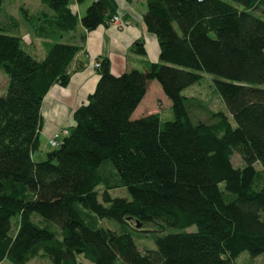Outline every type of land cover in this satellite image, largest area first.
Returning <instances> with one entry per match:
<instances>
[{
    "label": "trees",
    "instance_id": "obj_1",
    "mask_svg": "<svg viewBox=\"0 0 264 264\" xmlns=\"http://www.w3.org/2000/svg\"><path fill=\"white\" fill-rule=\"evenodd\" d=\"M40 1L48 9L23 19L43 39L42 57L0 24V262L25 264L38 249L50 264H82L78 255L92 264H235L242 251L264 252V0H145L158 59L113 74L97 58L93 91L35 161L43 96L83 66L82 44L61 38L107 25L116 9L93 0L78 17L69 4L84 0ZM130 49L144 54L142 40ZM203 73L225 107L211 122L194 121L182 94ZM152 79L170 101L173 118L163 122L156 112L131 117ZM154 224L181 230L139 249L128 229Z\"/></svg>",
    "mask_w": 264,
    "mask_h": 264
},
{
    "label": "crops",
    "instance_id": "obj_2",
    "mask_svg": "<svg viewBox=\"0 0 264 264\" xmlns=\"http://www.w3.org/2000/svg\"><path fill=\"white\" fill-rule=\"evenodd\" d=\"M91 1L93 0H84L82 2L73 1L69 4V7L79 17L84 13L85 8ZM114 1L116 3L115 14L126 22L125 25L116 26L113 23H108L107 25L100 24L94 29L85 32L83 27L78 26L77 37L74 35L76 32H74L75 29L70 31L74 36L68 38V42L82 44V49L78 52L77 56L83 61V66L70 74L66 85L61 86L53 83L43 96L40 105V114L43 122L45 120L49 122L40 128L39 133L43 131L46 140L56 129L66 127L67 124H64L66 119L71 118L74 109L85 102L88 94L93 91L98 79L96 68L92 65L95 59L107 57L110 71L113 74H119L130 68L139 69L146 63L158 59L159 47L156 37L153 33L146 30L142 18L146 7L145 0ZM9 18L10 22L6 26L3 25L9 32L17 35L18 33L23 35L24 31L28 33L24 27V24L28 25L25 19H23L22 23H19L11 15H9ZM29 30L31 34L28 39L26 41L22 39L24 45L30 44L35 48L33 54L37 57H42L44 54L43 39L36 37L31 28ZM82 33L84 37L81 42L80 35ZM138 39L142 40L144 54L136 53L130 49L132 43ZM147 89L137 106L143 102ZM133 112L131 117H138L133 116ZM0 264L11 263L7 260H2Z\"/></svg>",
    "mask_w": 264,
    "mask_h": 264
},
{
    "label": "rangeland",
    "instance_id": "obj_3",
    "mask_svg": "<svg viewBox=\"0 0 264 264\" xmlns=\"http://www.w3.org/2000/svg\"><path fill=\"white\" fill-rule=\"evenodd\" d=\"M46 9H48L47 6L43 4L40 0H2L0 6V24L6 26L7 23L10 22L9 15H11V17H13L15 21L22 23L24 17V10H26L30 14H36ZM24 27L25 30L28 31V33L24 31L23 35H20L21 33H18V35L23 40L26 41L29 35L31 34V32L29 30L30 28L29 25L24 24ZM78 29L79 28L77 26L74 30V32L76 31L74 33L75 37H77ZM74 35L71 32L67 34L64 33V36L62 37L61 40L68 42L69 41L68 38H71ZM24 48L28 53L32 55L35 52V48L30 44L29 45L26 44V46L24 45ZM212 76H213L212 74L203 73L199 82L189 85L188 87L182 90V94L188 97V101H189L188 111L190 117L194 121L211 122L212 121L211 112L219 111V110L225 111L224 104L220 96L214 89L212 83ZM6 82H7V78L0 70V94L4 92L6 87ZM148 112L158 113L160 115V119L162 122L164 120L173 118L170 109V101L162 92L158 82L154 79L150 81L144 100L143 102H141V104H139V106H137V108L133 112V116L143 115ZM48 122L49 121L47 120L43 122L42 119V126H44L46 123L48 124ZM70 123H72L71 118L70 119L67 118L66 121L64 122L65 125L66 124L68 125ZM38 139H39V144L37 148L34 149V151L32 152V158L35 161L44 160L46 152L52 148L45 139V135L43 131L39 133ZM231 161L233 165H239V166L242 165V160L240 159L239 155L236 152L232 153ZM255 167L258 168L259 164L255 163ZM97 189L100 191L101 186H98ZM111 194L118 196L125 195L124 190L122 188L112 189ZM34 219L38 223L41 222L37 217ZM96 221H97L96 224L99 226L109 227L115 230H118L120 227L119 223L114 220L96 219ZM41 223L46 224L48 228L52 229L54 232H56V234H59V229L51 222L45 220L42 221ZM139 228L140 229L145 228L147 229V231L145 232L136 231L133 228H129L128 231L131 233L136 246L141 250L155 247L152 235L181 230L175 227L161 226V224L146 225L145 227L139 226ZM194 228H195L194 225H190L187 229L193 230ZM78 258L81 260L82 264H92L90 261L83 258L81 255H78ZM234 263L264 264V252L252 257L246 251H242L234 259ZM25 264H50V262L47 257L41 256V252L38 249L36 253H33L31 254V256H29V259L26 261Z\"/></svg>",
    "mask_w": 264,
    "mask_h": 264
},
{
    "label": "built area",
    "instance_id": "obj_4",
    "mask_svg": "<svg viewBox=\"0 0 264 264\" xmlns=\"http://www.w3.org/2000/svg\"><path fill=\"white\" fill-rule=\"evenodd\" d=\"M108 23H113L116 26H123L126 24V22L122 19H120V17L116 14H113L109 20ZM92 65L96 68L99 66V61L98 60H94L92 62ZM67 133V129L66 128H60L58 130H55L50 137H48L47 142L50 146H55L57 145V143L59 142V140L61 139V137L63 135H65Z\"/></svg>",
    "mask_w": 264,
    "mask_h": 264
}]
</instances>
